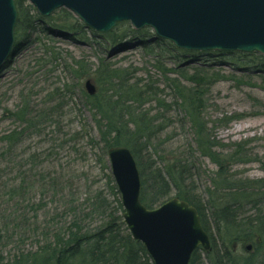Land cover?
Returning <instances> with one entry per match:
<instances>
[{"label":"trees","instance_id":"16d2710c","mask_svg":"<svg viewBox=\"0 0 264 264\" xmlns=\"http://www.w3.org/2000/svg\"><path fill=\"white\" fill-rule=\"evenodd\" d=\"M15 5L18 12L15 27L18 45L20 41L27 43L30 40L38 26L42 25V20L28 0H15ZM68 16L72 18L70 14ZM65 22L68 23V20ZM60 29L79 37L78 33L74 34L78 30L75 21L68 28ZM94 35L105 39L104 48L108 47L109 41L116 46L136 38L143 48L155 55L163 44L157 38L147 40L155 35L146 30L136 32L128 28L120 36L113 33L108 36ZM166 44L178 53L181 51ZM16 49L14 55H19ZM206 54L213 61L203 58L207 63L201 64L204 68H209L210 62L226 59L228 55L243 60L252 57L240 54L241 57L239 53ZM238 62L241 63L237 61L232 65L244 67L245 72L253 70L264 74V65L243 66ZM77 67L76 75L80 77L78 63ZM116 71L102 62L94 72L90 69L85 71L84 75L88 76L85 78L92 79L90 76L94 74L97 76L94 82L100 86L99 89L96 86L95 96L84 94L91 111L95 112L99 137L96 139L84 130L85 133H75L68 142L77 145V141L83 139L86 147L94 152L100 174L95 176L92 170L84 167L71 171L56 159L50 169L42 170L39 169L43 165L39 155H30L22 161L19 156L14 157L12 162L16 165L11 173H15V178L2 186L0 198L5 200L9 213L4 211L0 217V232L4 233L5 243H10L19 230H27L31 221L26 210L30 208V212L35 213L32 217L35 220V223L32 222L34 233L40 241H37L34 250L18 248L9 259L0 258V264H153L143 245L133 239L124 224L120 194L107 161L108 149L117 146L129 148L137 162L142 186L141 202L146 208H157L177 197L198 211L201 224L210 237L211 250L207 253L198 249L190 264H264V179L237 178L231 170L237 164L260 162V157L250 147L251 140L231 145L220 142L216 134L218 124L211 125L206 119L205 113L209 108L207 87L211 89L218 80L213 76L207 80L208 77L202 73H195L188 80L192 88L181 90L175 84L185 114L181 124L183 128L185 125L190 127L192 142L179 154L165 155L160 151V147L165 145L161 138L170 124L159 123L165 118L151 117V112L144 107L154 101L162 105L160 109L163 110L170 106L159 101L158 91L151 84L140 81L130 88L129 77ZM182 75L184 73L180 72L183 78ZM55 95H58L57 91ZM20 97L21 106L14 116L26 124L28 130H38L42 123L51 122L62 108V105L54 103L55 100H48L45 109L40 110L31 97L30 101L25 100L27 98L22 93ZM225 119L222 122L227 126L233 117ZM5 140L15 144L17 134L7 136ZM73 149L78 153L76 148ZM84 154L80 158L82 162L87 156ZM195 155L208 159L217 167L218 179L212 182V189L207 190L206 198L199 196L196 188ZM3 166L0 160V173ZM36 189L39 201L30 204L26 196ZM45 198L49 199L50 206L44 203ZM42 210L45 211L41 220L38 214ZM250 211H255L254 216L250 215ZM248 244L252 247L250 251L247 250ZM238 246L243 248V252L236 249Z\"/></svg>","mask_w":264,"mask_h":264},{"label":"rangeland","instance_id":"374dc122","mask_svg":"<svg viewBox=\"0 0 264 264\" xmlns=\"http://www.w3.org/2000/svg\"><path fill=\"white\" fill-rule=\"evenodd\" d=\"M28 4L32 6L29 0ZM38 16L42 20V25L38 26L37 32L32 34L27 43L20 41L16 45L17 39H15V48L19 55L16 53L0 73V160L4 164L3 172L0 173V197L2 186L9 184L15 178V173H11L16 165L12 162L15 156H19L22 161L30 155H39L43 163L39 169L42 170L50 169L53 160L56 159L59 164L68 166L71 171L84 167L92 170L95 176L100 174L94 152L86 147L85 141L80 139L77 145L68 142L75 133L82 134L85 133L84 130L92 133L96 139L99 137L95 127V112L91 111L84 98L85 83L89 80L85 78L88 76L84 73L88 69L94 72L101 62L110 69L117 70L116 72L122 76L129 77L130 88L134 84H139L137 82L140 81L151 84L158 91L159 101L170 106L163 110L160 109L163 106L154 101L144 107L151 112V117L165 118V121L160 120L159 123L170 124L161 138L165 141V145L160 147V151L165 155L179 154L192 142L190 127L185 125L183 128L181 124L185 114L177 96L175 84L181 90L190 89L193 85L188 80L195 73H202L203 76L208 77L207 80L212 76L215 77L218 81L212 84L211 89L207 87L209 92L206 100H209V108L205 113L206 119L211 125L218 124L216 134L220 142L231 145L243 140L247 142L251 140L250 147L260 157V162L233 166L232 174L237 178L264 179V74L262 71L253 72V70L245 72L244 67L238 68L232 65L241 61L238 63L243 66H262L264 65L263 55L223 52L226 55L239 53V56L247 54L252 57L243 60L240 57L228 55L226 59L210 62L209 68H204L201 64L207 63L203 61V58L213 61L206 53L218 54L222 51H188L189 53L186 54L183 53L185 50L177 48L173 43L157 38L151 28L135 30L130 22L118 23L110 33L102 34L92 31L75 14L65 8L56 10L49 17H42L39 14ZM65 20H68V23ZM74 21L75 26L78 27L74 34L78 33L79 37L60 29L68 28ZM128 28L136 32L150 31L155 36L147 40L154 41L157 38L163 41L162 47L155 51V55L143 48L140 41L134 38L116 46L109 41L108 47L104 48L105 39H99L94 35L96 33L108 36L113 33L120 36ZM165 42L182 52H176ZM105 46H107L106 42ZM23 47L24 50L21 51ZM242 62H249V64ZM77 63L81 72L80 77L76 75ZM180 72L184 73L183 78ZM90 78L93 81L97 80L94 74ZM56 91L58 95H55ZM21 93L27 98L25 100L32 99L34 105L40 110L45 109L48 100H55L54 103L62 105L61 111L53 117L51 122L42 123L38 130H28L25 127L26 124L14 116L21 106ZM230 117L233 119L229 125L225 126L222 120ZM15 133L18 140L11 145L5 138ZM73 148H76L78 153H75ZM83 154L87 155L84 162L80 161ZM194 162L196 188L199 196L206 198L207 190L212 189V182L218 179L217 167L208 159L198 155H195ZM100 178L102 180V175ZM26 197L30 204H34L39 201V192L37 189L29 191ZM44 203H47V206L51 205L48 198L44 199ZM29 209L26 211L31 225L27 230L22 232L19 230L10 243H5L4 233L0 232V258L9 259L18 248L28 251L36 248L37 241L40 240L32 226V222L35 223V220H32L35 213L30 212ZM8 210L5 200L0 198V217L3 216L4 211L8 214ZM44 211L38 214L41 220ZM262 213L264 217V207ZM254 214L255 211H250V215L254 216ZM21 234L24 236L22 237ZM236 249L243 252L241 246Z\"/></svg>","mask_w":264,"mask_h":264},{"label":"water","instance_id":"95a60500","mask_svg":"<svg viewBox=\"0 0 264 264\" xmlns=\"http://www.w3.org/2000/svg\"><path fill=\"white\" fill-rule=\"evenodd\" d=\"M29 1L43 17L65 8L103 34L118 23L130 22L135 30L151 28L158 38L185 51L264 56V0ZM17 18L15 0H0V72L12 55ZM85 89L91 97L97 93L92 80L85 83ZM107 159L120 194L124 224L153 264H190L197 249L210 252V237L193 206L176 197L156 209L142 204L140 172L129 148L112 147Z\"/></svg>","mask_w":264,"mask_h":264},{"label":"bare ground","instance_id":"6f19581e","mask_svg":"<svg viewBox=\"0 0 264 264\" xmlns=\"http://www.w3.org/2000/svg\"><path fill=\"white\" fill-rule=\"evenodd\" d=\"M66 38V37H65ZM66 40H68L69 41V39L68 38H66Z\"/></svg>","mask_w":264,"mask_h":264}]
</instances>
